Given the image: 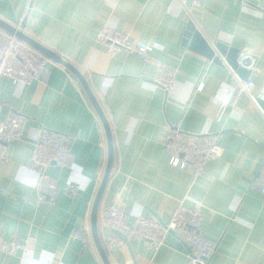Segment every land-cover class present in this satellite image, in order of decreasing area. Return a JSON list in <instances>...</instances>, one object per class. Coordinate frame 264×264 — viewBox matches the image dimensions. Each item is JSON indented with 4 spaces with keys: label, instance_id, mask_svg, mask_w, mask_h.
<instances>
[{
    "label": "crops",
    "instance_id": "0c3cea01",
    "mask_svg": "<svg viewBox=\"0 0 264 264\" xmlns=\"http://www.w3.org/2000/svg\"><path fill=\"white\" fill-rule=\"evenodd\" d=\"M0 18L14 26L24 18L25 33L74 64L97 97L115 151L100 207L117 203L132 214L167 223L178 205L200 201L201 232L217 242L207 264H264V195L257 180L264 164V111L257 102L264 99V0H0ZM191 20L210 43H225L257 59L250 76L255 99L242 96L220 120L218 95L229 100L238 81L227 63L217 64L184 45ZM103 25L150 43L153 59L144 63L125 51L109 54L96 42ZM48 60L47 84L34 81L17 88L9 78L0 84V118L10 111L26 116L22 139L9 145L10 160L0 164V242L31 235L36 262L105 264L91 214L108 163L107 133L78 77ZM155 60L178 68L172 91L144 85L154 78ZM178 122L190 133L220 135L222 156L197 178L172 166L164 151L163 136ZM44 129L71 140L69 165L49 170L60 188L54 202L39 201L37 178L35 187L17 178L19 173L26 183L34 181L33 138ZM69 174L80 182L90 178L76 197L68 193ZM80 229L84 239L73 237ZM98 232L111 264L188 262L190 250L179 233L155 250L139 238H121L125 244L109 248L106 238L115 230L99 219ZM0 264H23L21 253H0Z\"/></svg>",
    "mask_w": 264,
    "mask_h": 264
},
{
    "label": "built area",
    "instance_id": "2783aa9c",
    "mask_svg": "<svg viewBox=\"0 0 264 264\" xmlns=\"http://www.w3.org/2000/svg\"><path fill=\"white\" fill-rule=\"evenodd\" d=\"M24 18L15 26L23 30ZM25 32V31H24ZM96 42L103 46L111 55L125 51L138 56L144 63L150 62L153 46L144 41L132 39L130 35L114 26L103 25L96 35ZM238 61L253 70L256 67V57L242 50ZM48 57L36 48L24 42L16 35L0 27V84L3 78H9L17 88H22L34 81L47 84L49 79ZM156 70L154 78L144 85L152 90L161 88L167 92L176 85L178 68L162 60H155ZM226 63V62H225ZM228 65V64H227ZM229 66V65H228ZM230 67V66H229ZM231 68V67H230ZM232 75L238 85L226 103L221 102L218 119L220 120L230 106H237L244 95L252 98L255 82L242 79L231 68ZM199 84L198 89H202ZM255 99V98H254ZM26 116L18 111H10L0 118V164L10 160L9 145L24 135ZM164 151L169 157V163L186 170L194 178L205 174L210 161L218 159L223 154V146L218 133L205 130L199 134L187 132L181 128L180 122L170 127L163 136ZM71 156V140L68 135L51 129H44L33 138L30 169L38 173L36 188L39 201L54 202L60 188L49 170L54 164L65 167L69 165ZM259 190L264 195V164L258 176ZM82 191L78 183H68V193L76 197ZM202 203L195 202L191 207L178 205L172 212L170 220L163 225L153 217H144L128 212L117 203L104 204L100 207L98 219L101 225L123 233L127 240L133 238L145 239L151 247L159 250L166 242L173 230L179 233L182 240L189 247L187 264H207L217 250V242L206 237L201 232L203 213ZM75 238H85L84 232L76 230ZM106 244L109 248L121 246L125 241L116 235L107 236ZM36 240L29 235L22 239L15 234L11 240L0 242V253L16 255L21 253L23 264H43L31 260L35 253Z\"/></svg>",
    "mask_w": 264,
    "mask_h": 264
},
{
    "label": "water",
    "instance_id": "95a60500",
    "mask_svg": "<svg viewBox=\"0 0 264 264\" xmlns=\"http://www.w3.org/2000/svg\"><path fill=\"white\" fill-rule=\"evenodd\" d=\"M0 27L16 35L18 38L28 43L32 47L36 48L41 53H43L46 57L51 58L61 63L62 65L67 67L73 74H75V76H77L80 82L82 83L92 104L94 105L95 109L97 110L98 114L100 115L104 123L105 130L107 133V138H108V148H109L108 163H107L104 177L102 179V182L100 184V187L98 189L97 195L94 200L92 214H91V224H92L93 237L98 247V250L101 254L102 259L105 264H111L107 251L102 244V241H101V238L98 232V211H99V207H100L103 195L105 193V190H106V187H107V184H108L111 172H112V168L114 164V155H115L113 134L111 131L110 124L107 120V117L97 97L95 96L93 90L91 89L89 83L87 82L85 76L74 64H72L70 61H68L66 58H64L63 56H61L60 54H58L51 48L47 47L46 45L42 44L38 40L26 34L24 31L19 30L14 25L9 24L8 22L2 20L1 18H0ZM184 45H187L192 50H195L205 55L207 58L213 60L217 64L224 65L226 62L234 71H236V73L242 79H248L251 76L252 70L246 68V66H244L238 61L240 54L242 53L241 49L231 47L221 42L216 43V44L210 43L206 39V37L203 35L201 30L196 26L193 20L189 22V25L187 27V31L185 33ZM257 102L264 111V99L258 98ZM160 222L163 225H166V223L163 222L162 220H160ZM170 233L176 235V232L173 230H171ZM115 234L118 237L123 238L125 241H127V238L123 233L115 230Z\"/></svg>",
    "mask_w": 264,
    "mask_h": 264
},
{
    "label": "clouds",
    "instance_id": "9594fccd",
    "mask_svg": "<svg viewBox=\"0 0 264 264\" xmlns=\"http://www.w3.org/2000/svg\"><path fill=\"white\" fill-rule=\"evenodd\" d=\"M218 99H222L223 102L226 103V98L218 95ZM72 167H73V169L82 168L81 165H73ZM31 175L34 178V181L32 183H26V181H24L22 178H20L19 173H18V177L17 178L20 180V183L25 184L27 187H35V178H38V175L39 174L38 173H35V172H32ZM88 179H90V178L85 177L84 182H80L78 180H75L73 178V176L71 174H69V176L67 178V181H68L69 184H71V183H78L79 186L81 187V189L83 190L86 187V184H87Z\"/></svg>",
    "mask_w": 264,
    "mask_h": 264
}]
</instances>
